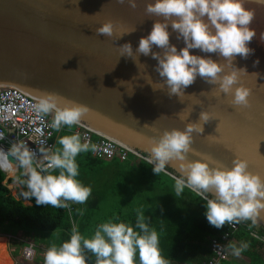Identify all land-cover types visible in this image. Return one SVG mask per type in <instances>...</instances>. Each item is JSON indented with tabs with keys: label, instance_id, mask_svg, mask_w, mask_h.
Here are the masks:
<instances>
[{
	"label": "clouds",
	"instance_id": "1",
	"mask_svg": "<svg viewBox=\"0 0 264 264\" xmlns=\"http://www.w3.org/2000/svg\"><path fill=\"white\" fill-rule=\"evenodd\" d=\"M253 2L264 7V0ZM116 3H126L133 10L137 8V0H116ZM144 12L149 18L161 19L153 23L146 37L140 38L135 52L130 43L123 44L119 49L120 56L131 58L137 68L138 64L145 65L138 58L141 54L150 55L158 62L155 71L162 83L154 82L148 74L144 78L154 91L166 88L169 98L176 96L183 102L184 89L200 77L214 86L209 91L213 97L219 98L223 93L225 97H230V106L250 105V89L240 83V73L247 71L237 68L233 61L236 56L247 59L254 51L248 47L257 35L256 30L250 27L256 17L254 8L245 7L244 0H155L145 4ZM169 25L177 33L176 39L183 40L184 47L179 51L170 43ZM95 31L110 38L114 33L113 22L106 20ZM133 31L135 28L120 37ZM259 38L264 41V31ZM153 46L162 52L152 51ZM190 49L214 53L223 62H217L210 56L190 54ZM258 63V60L254 61V66ZM32 109L41 122L51 114V123L47 127L55 132H60L65 126L71 130L74 125H80L82 117L90 110L87 105L54 92H43ZM190 113L185 115L183 109L177 116L183 121ZM210 119H213V114L202 110L198 121L186 123L183 130L165 129L158 137L149 138L147 164L153 166L152 171L157 175H170L167 166L170 162L178 164L180 175L172 176L175 196L183 197L184 190L189 189L204 199L205 215L210 225L219 229L225 224L232 226L250 222V227H259L264 220V178L249 171L248 161L239 156L228 168L212 156L192 148L193 134L202 133L203 124ZM35 133L44 137L43 127L36 128ZM51 135L49 132L47 138L33 141L39 157L25 141L13 142L7 151L0 148V171L14 176L13 182L21 190L20 196L24 200L34 197L37 205L56 209L85 204L92 188L78 179L80 172L76 158L81 153L95 151L96 146L87 140L82 142L79 133H72L57 138L56 144L60 147H49L46 141ZM208 137L216 140L214 135ZM4 138L5 132L0 131V140ZM189 153L202 158L189 160ZM7 234L0 233V236L7 237ZM256 238L259 239L258 236ZM8 240L7 237L6 243L10 242ZM227 247L239 257L250 244L241 242L237 246L229 242ZM87 252L95 257V264H169L159 247L157 231L147 223L144 209L137 212L134 225L119 219L109 220L99 224L90 238L73 226L67 241L47 249L44 264H87Z\"/></svg>",
	"mask_w": 264,
	"mask_h": 264
},
{
	"label": "water",
	"instance_id": "2",
	"mask_svg": "<svg viewBox=\"0 0 264 264\" xmlns=\"http://www.w3.org/2000/svg\"><path fill=\"white\" fill-rule=\"evenodd\" d=\"M154 2L137 0L133 10L116 0H0V84L17 87L35 98L54 92L87 105L90 110L81 124L147 159L149 138L158 137L165 129L183 130L186 123L198 121L200 112L207 110L213 119L203 124L202 133L193 134L192 148L228 168L239 156L248 161L249 171L264 178V41L259 38L264 31V7L244 0L245 7L256 10L250 27L257 35L248 44L253 53L247 59L236 56L233 61L237 68L246 69L247 73H240V83L251 93L250 105L241 107L230 106V97L223 93L213 97L209 91L214 86L200 77L184 89L183 102L176 96L169 98L166 88L154 91L144 80L148 74L154 82L162 83L155 71L156 60L141 54L138 58L146 67L138 64L137 68L131 58L120 56V46L130 43L135 52L140 38L161 19L149 18L144 12L145 4ZM106 20L114 25L110 38L95 31ZM133 28L135 31L120 37ZM168 31L170 43L179 51L183 40L176 39L170 25ZM152 51L162 52L155 46ZM189 51L223 62L214 53ZM256 60L259 63L254 66ZM183 109L185 115L191 113L182 121L177 113ZM200 158L188 154L189 160ZM170 163L169 176H179V165ZM257 228L264 232V220Z\"/></svg>",
	"mask_w": 264,
	"mask_h": 264
},
{
	"label": "trees",
	"instance_id": "3",
	"mask_svg": "<svg viewBox=\"0 0 264 264\" xmlns=\"http://www.w3.org/2000/svg\"><path fill=\"white\" fill-rule=\"evenodd\" d=\"M65 128L55 132L54 147H60L56 144L58 137L71 134L69 130L64 132ZM76 159L80 172L78 179L92 188L85 204H73L74 226L82 235L90 238L99 224L109 220L119 219L134 225L137 212L144 209L147 223L157 231L159 247L169 264L175 259L186 264H201L209 257L208 240L223 232L225 225L218 229L208 223L204 199L189 189L184 190L183 197L177 198L172 177L155 174L153 166L142 159L133 161L129 156L125 160L104 161L92 157L89 151L79 154ZM3 177L0 172V233H53L51 246L69 239L71 225L64 209L37 205L34 197L26 200L28 204H23L2 184ZM103 203L111 205L106 215L99 209ZM249 232L264 238V232L250 227L249 222H242L234 231L231 243L239 246L241 242H248L250 247L241 254L246 258V264H264L259 250L263 243ZM4 242V237H0V264H12ZM9 252L13 257L18 253L17 249ZM86 257L87 264H95V257L90 252Z\"/></svg>",
	"mask_w": 264,
	"mask_h": 264
},
{
	"label": "built area",
	"instance_id": "4",
	"mask_svg": "<svg viewBox=\"0 0 264 264\" xmlns=\"http://www.w3.org/2000/svg\"><path fill=\"white\" fill-rule=\"evenodd\" d=\"M36 100L37 98L26 95L16 87L0 86V131L5 132V138L0 140V148L7 151L13 142L17 140L25 141L30 148L37 151V156L39 157L40 153L38 152L36 143L33 141L47 138L49 132L52 135L47 139L46 146L54 147L55 131L47 127L51 123V116L45 117L43 122L37 119L36 113L32 109V105L36 103ZM38 127H43L44 137H40L35 133V129ZM70 133H79L82 142L87 140L96 146L95 151H89V154L94 158L104 161L110 159L125 160L129 156H131L133 161L147 159L139 152L113 139L95 133L83 124L74 125ZM0 172L4 176L2 184H5L6 187L15 185L12 174L11 176H7V172ZM73 210V204L70 205V208L64 209L71 225V231L74 226L72 218ZM237 228L238 225L230 226L225 224L223 232L209 238L208 249L210 255L201 264H227L230 255V249L227 247V244L234 241L233 233ZM249 234L253 238L257 237L254 232H249ZM7 237L8 241L15 244L20 243L21 246L18 248V255L12 261V264H44V257L41 260H35V244L31 239L20 237L16 232L13 234L8 233ZM259 240L264 245V238L259 237ZM11 249L16 248L11 247Z\"/></svg>",
	"mask_w": 264,
	"mask_h": 264
},
{
	"label": "rangeland",
	"instance_id": "5",
	"mask_svg": "<svg viewBox=\"0 0 264 264\" xmlns=\"http://www.w3.org/2000/svg\"><path fill=\"white\" fill-rule=\"evenodd\" d=\"M64 129V128H63ZM66 130H69L67 127L65 128V130H64V132H66ZM69 131H71V130H69ZM58 145V144H57ZM18 174V173H17ZM8 189H9V192H10V194H13L16 198H19V199H21V201H22V203L23 204H28V202L26 201V200H24V198L23 197H21L20 196V189L19 188H17V186H8L7 187ZM110 208H111V205L110 204H108V203H103V204H101L100 205V212L101 213H105V215L106 214H108L109 212H110ZM37 237L36 238H38V237H42L43 236V242L41 243L43 246H45V247H50L51 246V240H54V236H55V234H53V233H51V234H42V233H37ZM6 237V236H5ZM20 237H23L22 235H20ZM24 238V237H23ZM30 238H32V237H30ZM6 239H7V237H6ZM33 240V239H32ZM8 242V241H7ZM34 242V244H35V250H42V249H40V248H37V246H36V242L35 241H33ZM53 243H54V241H53ZM15 243H11V242H9V243H6V240H5V250L7 251V255L9 256V258L11 259V262L12 261H14L16 258H12L11 256H10V253H9V251H10V249H11V247H15V245H14ZM17 245V244H16ZM19 247H21L20 245H17L15 248L16 249H18ZM260 254H261V256L264 258V247L262 248V249H260ZM230 263H233V259L231 258V262Z\"/></svg>",
	"mask_w": 264,
	"mask_h": 264
},
{
	"label": "crops",
	"instance_id": "6",
	"mask_svg": "<svg viewBox=\"0 0 264 264\" xmlns=\"http://www.w3.org/2000/svg\"><path fill=\"white\" fill-rule=\"evenodd\" d=\"M16 233H18V235H22L23 237H26L28 239H31V240L33 239L32 241L36 242L37 248L42 249V250H35V260L38 261V260L43 259L44 254L48 249V247H45L41 244L43 242V236L36 238L38 235L35 233L23 234L22 231H16ZM0 237H4V239L6 240L5 236H0ZM30 237H32V238H30ZM4 244H5V242H4ZM263 247H264V245H262L260 247V249H262ZM4 248H5V245H4ZM161 252H162V250H161ZM229 254L230 255H229V260H228L227 264H246L247 263L246 258H244L242 256H239V257L234 256L232 254L231 250L229 251ZM231 258L233 259V263H230ZM171 264H186V263L182 262V261H178L177 259H175V261H171Z\"/></svg>",
	"mask_w": 264,
	"mask_h": 264
},
{
	"label": "bare ground",
	"instance_id": "7",
	"mask_svg": "<svg viewBox=\"0 0 264 264\" xmlns=\"http://www.w3.org/2000/svg\"><path fill=\"white\" fill-rule=\"evenodd\" d=\"M0 86H10V85H4V84H0ZM12 87H14V86H12ZM17 88V87H16ZM20 90V89H19ZM21 91V90H20ZM33 98H35V97H33ZM7 175H9V176H11V174L10 173H7ZM9 257V256H8ZM10 259V258H9ZM11 260V259H10Z\"/></svg>",
	"mask_w": 264,
	"mask_h": 264
}]
</instances>
